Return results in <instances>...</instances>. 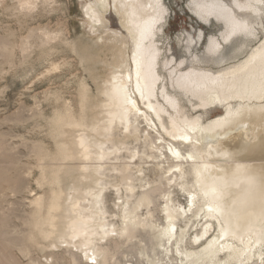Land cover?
Listing matches in <instances>:
<instances>
[{"label": "bare ground", "instance_id": "1", "mask_svg": "<svg viewBox=\"0 0 264 264\" xmlns=\"http://www.w3.org/2000/svg\"><path fill=\"white\" fill-rule=\"evenodd\" d=\"M188 1L201 21L177 56L165 0H80L63 40L78 96L49 119L55 149L33 147L45 190L19 234L0 206V264H22L16 247L31 264H264V0Z\"/></svg>", "mask_w": 264, "mask_h": 264}, {"label": "rangeland", "instance_id": "2", "mask_svg": "<svg viewBox=\"0 0 264 264\" xmlns=\"http://www.w3.org/2000/svg\"><path fill=\"white\" fill-rule=\"evenodd\" d=\"M21 1L0 0V142L3 141V146H7L9 150L0 149V153L3 154H0V170L3 174L1 175L7 174L5 178L0 177V190L4 189L3 192L0 191L2 194L0 197H8L7 202L5 198L1 200L0 206L3 203V212L14 207V217L12 216L9 222L14 227V230L13 227L9 228L12 231L9 232L11 236L14 234L13 231L19 234L21 229L25 228L22 218L30 210V199L33 195L45 190L39 184L41 161L33 147L40 142L50 152L55 149L49 119L54 110L62 106L65 101L71 100L73 103L76 101L79 79L84 74L79 59L63 41L73 40L81 35L80 0H50L48 2L37 0L36 7L30 10L26 6H21L24 5V0ZM165 1L171 13L166 36L172 38L169 37L171 40L168 41L173 42V50L179 56L181 48L177 43V36L186 30H192L193 26L198 28L201 20L189 10L188 0ZM113 23L116 24L114 18ZM209 26L211 25L207 26V32L210 33L218 31L221 25H214L211 28ZM45 28L59 37V40L57 38L50 44L55 43L51 50L50 48L46 50L48 46L43 43L41 32ZM4 150H7V154ZM8 153L15 155L16 158L8 157ZM12 158L13 163L16 161L14 164L9 163ZM3 168L4 170L11 168L14 171L10 169L7 173ZM16 171L22 173L19 175ZM12 174L15 175L12 176L13 179L23 177L24 179L16 181L28 182V189L27 185L26 188L23 187L26 183L20 185L12 181L15 189L19 184L21 193L18 191L19 188L16 191H10L13 185L9 186L10 182L6 181L12 178ZM8 206L9 210H7ZM15 206H18L19 211H15L18 209ZM16 214H21V217L19 215L17 218ZM8 227H10L9 224ZM4 238H0V243L5 241ZM16 248H9V253L12 256L15 255L18 262L31 264L30 257ZM36 255L43 257L38 249H34V256ZM36 264H44V258L41 262L36 261Z\"/></svg>", "mask_w": 264, "mask_h": 264}]
</instances>
